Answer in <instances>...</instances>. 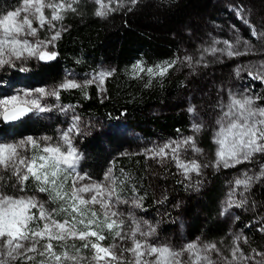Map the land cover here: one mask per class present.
Returning a JSON list of instances; mask_svg holds the SVG:
<instances>
[{
  "label": "trees",
  "instance_id": "trees-1",
  "mask_svg": "<svg viewBox=\"0 0 264 264\" xmlns=\"http://www.w3.org/2000/svg\"><path fill=\"white\" fill-rule=\"evenodd\" d=\"M122 2L124 7L118 11L98 17L95 15L97 4L81 0L78 12L68 13L63 21L67 31L55 43L56 60L34 61L29 67L32 79L39 83L44 81L51 89L68 73L90 79L92 73L102 69L115 70L105 78L103 91L97 83L89 85L87 98L81 90L73 89L62 91L58 100L55 97L47 99L69 108L71 123L74 115L80 117L81 131L75 138L84 156L83 172L92 180L103 181L110 169L124 198L131 197L133 187L136 189V194L143 197V207L133 209L125 204L119 210L125 215L132 211L137 220L155 227L156 234L149 238L150 243H167L176 249L194 241L216 243L222 254L231 259L228 251L231 238L234 234H243L248 237V244L240 245L245 255H254L253 250L264 253V233L257 230L264 222V179L243 193L248 201L244 207H232L228 216L221 215L235 187L234 181L245 171L249 175L259 172L264 155L258 154L254 162L234 168L217 170L211 166L216 150L212 137L222 111L220 99L228 103L229 95H219L206 88L210 86L207 79L213 78L212 74L221 68L222 76L237 78L236 84L242 86L248 85L243 78L249 77V71L264 74L261 64L264 62V40L252 37L234 11L243 6L259 32L264 30V0H140L135 6L129 0ZM21 3L22 0H0V15L15 10ZM111 6L117 7L116 0ZM128 7L132 10L127 11ZM237 37L249 42L252 48L249 54L229 58L205 53L207 66L194 63V68L183 62L185 56H192L193 62L200 59L203 50L214 40H229L235 44ZM186 43L190 48H186ZM218 45L224 46H215ZM238 48L243 51V44ZM221 56L226 58V63L220 61ZM173 60H177L175 67L164 76L149 77L146 72L138 77L133 75V65L137 62H142L147 69ZM227 63L231 69L225 72L223 65ZM238 67L242 69L239 75L235 72ZM254 84L257 87L252 88V94L264 96V82L255 79ZM234 85L226 92L239 96L249 89V85L243 89ZM216 103L218 107L215 108ZM258 106H264V100L258 102ZM190 107L195 112H189ZM193 123H203L204 129L194 133ZM57 124L34 116L17 126V134L20 138L29 135L56 138ZM114 126L118 131L111 129ZM0 127L7 126L1 122ZM122 131L132 135L122 136ZM192 135L197 137V145L204 149V154L197 155L189 150L185 158H195L209 166L203 168L200 176L193 173L191 180L181 175L173 162L160 163L145 155L146 149ZM203 156L207 157V162ZM125 176L129 179L119 185V180ZM242 191V187L236 188V199L242 198ZM8 194L16 193L9 190ZM27 194L35 193L29 191ZM38 196L46 199L45 194ZM181 199L185 201L175 203ZM56 218L62 219L61 216ZM147 225L143 226L145 230ZM103 243H112L111 237ZM80 244L76 241L77 247ZM82 255L90 258L92 253L84 249ZM212 259L223 264L216 253H212ZM81 264H89V261Z\"/></svg>",
  "mask_w": 264,
  "mask_h": 264
},
{
  "label": "snow or ice",
  "instance_id": "snow-or-ice-1",
  "mask_svg": "<svg viewBox=\"0 0 264 264\" xmlns=\"http://www.w3.org/2000/svg\"><path fill=\"white\" fill-rule=\"evenodd\" d=\"M139 2L129 0L132 6ZM94 3L101 5L95 12L98 17H107L110 12L124 7L122 0H116L117 7L111 6L113 0H108L107 4L103 0H94ZM80 4L81 0H22L20 7L0 15V68L5 65L15 67L17 61L49 63L56 60L55 43L67 31L63 21L68 13L76 14ZM131 10L132 7L127 8V11ZM234 11L241 23L249 28L252 37L264 40V30L257 31L243 6ZM232 27L235 30V26ZM45 29L48 35L41 39L40 33ZM216 44L224 46L217 48ZM241 44L243 51L238 48ZM50 46L53 50H49ZM251 51L249 42L239 37L235 44L229 40H214L203 50L200 59L193 62L192 56H185L183 62L193 68L194 63L207 66L205 53L234 58ZM176 63L177 60H173L145 69L142 62H137L133 65V75L138 77L141 72H146L149 77L164 76ZM261 64L264 66V62ZM28 70L20 68V71ZM241 70L235 69L236 74L239 75ZM114 71L101 70L83 82L66 77L52 89L21 90L6 96L0 99V121L23 122L35 115L50 113L57 106L47 104L46 98L58 100L62 91L79 89L87 98V87L93 83L102 85ZM248 75L264 82V74L249 71ZM262 100L264 96L253 95L246 89L239 96L229 92V102L220 104L222 111L212 137L216 145L212 167L217 170L234 168L254 162L258 154L264 155V106H258ZM59 110L64 111L63 108ZM189 112H195V109L190 107ZM79 121L80 117L74 115L71 125L60 131L58 138L29 135L15 142L0 141V264H81L86 260L89 264H219L213 261L212 253H216L223 264H264L262 252L253 250L254 255H245L240 245L248 244V237L243 234H234L231 238L228 249L231 259L222 254L216 243L194 241L179 249L167 243H150L149 238L156 234L155 227L137 220L132 211L125 215L119 210L125 204H130L133 209L143 207V197L136 194V189L133 187V195L124 198L110 169L104 176L107 184L93 181L87 172L78 171L82 153L74 140L81 131ZM192 128L194 133H199L204 124L193 123ZM189 150L197 155L204 154L195 135L146 149L145 155L160 163L173 162L177 171L191 180L193 173L200 176L203 168L209 165L201 164L195 158L186 159ZM128 179L126 176L120 179L119 185ZM262 179L264 163L254 175L243 172L242 177L234 181L235 187L229 193L221 215L232 207H244L248 201L243 198V193ZM238 187L243 188L240 199L235 198ZM9 190L16 194L9 195ZM29 191L35 194L28 195ZM38 194H45L46 199H40ZM57 216L62 219H56ZM257 230L264 233V222ZM109 237L112 243L105 245L103 242ZM76 241L81 242L79 247ZM84 249L91 251L90 258L82 255ZM185 254L187 259H184Z\"/></svg>",
  "mask_w": 264,
  "mask_h": 264
},
{
  "label": "rangeland",
  "instance_id": "rangeland-1",
  "mask_svg": "<svg viewBox=\"0 0 264 264\" xmlns=\"http://www.w3.org/2000/svg\"><path fill=\"white\" fill-rule=\"evenodd\" d=\"M90 1H92L94 3V0H90ZM103 2L105 4H107L108 0H103ZM100 7H101V5L97 4V8L99 9ZM46 14H47V10H46ZM46 35H48V32L45 29V30L41 31L40 38L43 39ZM185 45H186L187 49L190 48L189 43H186ZM216 47L220 48L223 46L218 45ZM49 50H53L51 46L49 47ZM220 59H221L220 61H223V62L226 61V58H223V56H221ZM34 61L36 62V60H29L27 62L17 61L15 67L5 65L3 68H0V99L4 98L6 96L15 95V94H17V92H20L21 90H32V89L41 88V87L46 88V89H51L50 87H48V85L43 83L44 81L42 83H39L38 80H33L32 77L29 75V73H30L29 70L28 71H20L21 67H26L29 69V67L31 66L30 64ZM223 67L226 69V70H224L225 72L228 71V68L231 69V66L229 67L228 63L223 65ZM14 68H16L17 71H14ZM220 70H222V68ZM220 70H219V72L212 74L213 78L209 77L210 79H207V82L210 84L211 87L207 86L206 88L209 90L213 89L216 94L229 95V93H227L228 92L227 88L231 85H234V84H235L234 85L235 87H239L241 89L245 88L248 85H249L250 90H252V88L257 87L254 84L255 79L251 78V76H249L247 78L241 77L248 84V85L242 86V85L236 84L237 78L230 79V75H227V74L226 75L228 77L222 76ZM100 71H97V73ZM97 73H95V74L92 73L90 75V78L95 76ZM195 73H198V70L195 71ZM67 78L68 79H74L77 82H83L84 80H86V79L78 78L75 73H68ZM213 80H214V82H213ZM103 83H104V81H103ZM96 85H98V83ZM99 87L100 88L102 87L104 89L103 84L99 85ZM209 90H207V91H209ZM226 90H227V92H226ZM207 91H205V93H203V94L206 95ZM52 98H54V97L46 98L47 104L55 105L57 107L52 112L47 113L48 115L46 113L38 114V115L46 117L45 120H48L49 122L55 121L56 123H58L56 125L58 127V128H56L57 129V137L56 138H58L59 132L66 129L67 127H69L71 125V121H70L71 112H70L69 108L61 106V104H59L58 102L47 100V99H52ZM220 100L223 104H227V102L225 100H222V99H220ZM214 106L216 108V107H218V104L216 103ZM60 108H63L64 111L59 110ZM204 118H206V115L204 116ZM208 123H209V121H207L206 125ZM0 124H1V121H0ZM107 128H109V126H107ZM107 128H106V130H107ZM111 129L118 131V127H116V126H114V128L111 127ZM119 129H121V128H119ZM16 131H17V127H15V126L11 127V129H9V130H5V129L0 127V141H2V142H15L19 139H22L23 137L22 138L18 137V134ZM122 134H123L122 136H125L128 138L130 137L129 135H132L131 132H125V131H122ZM43 136H46V135H43ZM104 138L105 137H102V139H104ZM74 142H75V146L79 149L75 140H74ZM203 158H204V156H203ZM204 159L207 162V157ZM82 161H83V153H82L81 162ZM78 171H80L81 173H84L81 169V164L78 166ZM93 181H95V180H93ZM86 182L87 181H85V183ZM96 182H104L105 184H107V182L104 180L103 181H96ZM9 195H11V194H9ZM20 195H23V194H20ZM183 201H185V200L181 199L179 201H176L175 203L180 204ZM228 215H229V212L226 213V216H228Z\"/></svg>",
  "mask_w": 264,
  "mask_h": 264
},
{
  "label": "water",
  "instance_id": "water-1",
  "mask_svg": "<svg viewBox=\"0 0 264 264\" xmlns=\"http://www.w3.org/2000/svg\"><path fill=\"white\" fill-rule=\"evenodd\" d=\"M16 123H19V122H16ZM16 123H6V124H10L11 125V124H16Z\"/></svg>",
  "mask_w": 264,
  "mask_h": 264
}]
</instances>
